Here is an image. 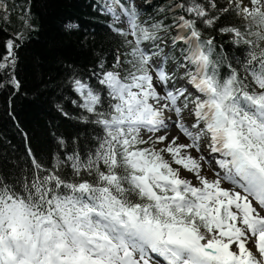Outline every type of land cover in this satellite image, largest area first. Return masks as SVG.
Instances as JSON below:
<instances>
[{
	"label": "snow or ice",
	"instance_id": "obj_1",
	"mask_svg": "<svg viewBox=\"0 0 264 264\" xmlns=\"http://www.w3.org/2000/svg\"><path fill=\"white\" fill-rule=\"evenodd\" d=\"M146 6H102L121 47L87 73L66 65L67 103L98 130L92 146L53 133L62 151L49 166L28 149L29 176L0 175V264H264V0ZM0 11L8 21L6 0ZM227 15L238 23L221 25ZM20 19L0 54L12 95L34 30L30 8Z\"/></svg>",
	"mask_w": 264,
	"mask_h": 264
},
{
	"label": "trees",
	"instance_id": "obj_2",
	"mask_svg": "<svg viewBox=\"0 0 264 264\" xmlns=\"http://www.w3.org/2000/svg\"><path fill=\"white\" fill-rule=\"evenodd\" d=\"M6 3L10 19L3 20L5 14L0 11V54L7 39L24 31L20 19L24 9L30 8L34 26L18 50L23 88L15 95L11 94V88L0 89V175L11 182L31 174L28 149L45 166H49L52 154L62 151L53 133L66 141L78 137L84 148L92 146L90 141L98 130L91 124L80 123L76 117L81 111L67 103L75 96L65 83L66 65L74 64L81 73H87L97 55L104 56L110 64L122 39L99 26L95 10L100 4L96 0H6ZM168 3L169 0H150L157 9ZM72 21L79 28L67 32L64 24ZM230 23H238L233 15L220 21L221 25ZM206 35L215 36L218 45L239 58L229 36L212 30ZM56 103L64 104L72 118L62 117Z\"/></svg>",
	"mask_w": 264,
	"mask_h": 264
},
{
	"label": "rangeland",
	"instance_id": "obj_3",
	"mask_svg": "<svg viewBox=\"0 0 264 264\" xmlns=\"http://www.w3.org/2000/svg\"><path fill=\"white\" fill-rule=\"evenodd\" d=\"M222 1L225 2V0H219L220 3H221ZM208 157H209L210 160H213V156L211 155V153L208 154ZM206 168H207V166H206ZM205 174H207V175L209 176V178H212V175H213V174H212L211 172L206 171ZM185 175H187V173H185ZM189 178H191V177H189Z\"/></svg>",
	"mask_w": 264,
	"mask_h": 264
}]
</instances>
